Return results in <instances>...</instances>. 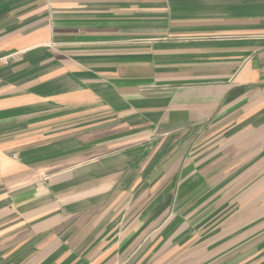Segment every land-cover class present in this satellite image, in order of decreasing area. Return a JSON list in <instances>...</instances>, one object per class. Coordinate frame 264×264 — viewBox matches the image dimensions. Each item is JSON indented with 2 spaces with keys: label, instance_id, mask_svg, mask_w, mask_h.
<instances>
[{
  "label": "crops",
  "instance_id": "0c3cea01",
  "mask_svg": "<svg viewBox=\"0 0 264 264\" xmlns=\"http://www.w3.org/2000/svg\"><path fill=\"white\" fill-rule=\"evenodd\" d=\"M0 264H264V0H0Z\"/></svg>",
  "mask_w": 264,
  "mask_h": 264
},
{
  "label": "built area",
  "instance_id": "2783aa9c",
  "mask_svg": "<svg viewBox=\"0 0 264 264\" xmlns=\"http://www.w3.org/2000/svg\"><path fill=\"white\" fill-rule=\"evenodd\" d=\"M11 58H15V56L14 55H12V56H10ZM15 157V156H14Z\"/></svg>",
  "mask_w": 264,
  "mask_h": 264
}]
</instances>
